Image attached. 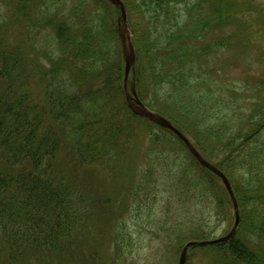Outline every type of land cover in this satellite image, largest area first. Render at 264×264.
Listing matches in <instances>:
<instances>
[{
  "label": "trees",
  "instance_id": "trees-1",
  "mask_svg": "<svg viewBox=\"0 0 264 264\" xmlns=\"http://www.w3.org/2000/svg\"><path fill=\"white\" fill-rule=\"evenodd\" d=\"M122 1L136 55L129 89L225 174L238 203L235 236L191 248L188 262L200 250L211 264H264V96L252 99L249 114L233 102L230 114L232 109L220 108L223 97L208 88L202 93L208 75L202 63L210 49L200 42L237 22L250 2ZM92 2L98 12L77 26L57 21L48 0H0L7 13L0 17V264L119 263L130 246L120 225L110 238V229L106 236L101 230L98 245L85 242V231L91 219L114 221H107L116 205L114 191L136 172L145 142L142 163L167 166L174 198L200 208L210 202L217 216L234 226V206L221 179L173 132L128 105L120 11L107 0ZM29 18L44 22L54 36L59 57L48 66L27 44ZM244 24L238 29L241 34L244 28L243 36L245 19ZM257 86L264 87V79ZM81 173L101 178L108 187L105 196L88 199L86 185L77 180ZM152 174L142 175L148 181ZM87 205L96 210L91 219ZM211 231L182 233L177 255L189 241L217 239Z\"/></svg>",
  "mask_w": 264,
  "mask_h": 264
},
{
  "label": "rangeland",
  "instance_id": "rangeland-1",
  "mask_svg": "<svg viewBox=\"0 0 264 264\" xmlns=\"http://www.w3.org/2000/svg\"><path fill=\"white\" fill-rule=\"evenodd\" d=\"M248 2L251 6L237 22L220 33H212L206 40L203 39L200 42V45L210 49L209 55L203 58L202 63V67L208 72L205 77L207 87L202 88V93H209L208 88L216 92V98L223 97L226 102L220 106L222 111H227L225 108L232 109L230 105L236 101V105L241 106L239 111L249 114L253 109L252 99L264 96V87L257 86L259 80L264 79V0H248ZM95 6L92 0H48V7L57 21L65 20L77 26H82L85 20L91 19L98 12ZM4 16L7 17L5 6L0 4L1 19ZM244 19L248 24L247 33L243 36L244 28L241 34L238 29L243 27ZM44 26V22L31 23L29 18L26 36L27 44L42 57L44 65L48 66L49 61L59 55L54 52V36L52 37L50 31L45 30ZM120 34L126 41L130 36L122 21ZM257 98H255L256 101ZM218 108L213 112H216ZM229 112L232 114L233 109ZM145 145H147L146 142L140 158L137 159L136 172L130 178L124 179L120 191H114L117 197L114 201L116 205L110 210L112 217L107 220L114 221L106 226L104 224L106 221L91 219L96 210L87 205L86 213L91 220L85 231L87 238L85 242L91 244L94 240L95 245L101 244L102 239L97 240L101 230L105 228L101 236H106L107 229H110L112 231V234L108 235L110 238L120 225L124 244L128 242L130 246H127L124 252L123 257L126 259H119L117 264H178L180 254L177 255L176 244L177 238L182 233L197 228L212 229L213 238H221L226 231L227 235L232 230L233 224L217 216L210 202L206 203L205 208H200L193 207L187 202L182 204L174 198L173 189L168 190L167 166L157 164L156 167L150 168L142 163L147 149ZM182 156L187 158L184 152ZM150 170L154 175L152 174V178L147 181L146 175L142 174ZM66 172L71 175L69 171ZM77 180L82 185H86L87 195H89L87 198L90 200L98 195L104 197L107 192L108 187L101 178L81 173ZM192 253L193 257L188 264H211L204 256L205 252L195 250ZM110 259H115V256H110ZM47 262L58 264L50 259ZM24 264L46 263L33 259Z\"/></svg>",
  "mask_w": 264,
  "mask_h": 264
},
{
  "label": "water",
  "instance_id": "water-1",
  "mask_svg": "<svg viewBox=\"0 0 264 264\" xmlns=\"http://www.w3.org/2000/svg\"><path fill=\"white\" fill-rule=\"evenodd\" d=\"M109 1L113 5H115V6L120 8V11H121V14H122V20L124 22V25L127 27V14H126V10H125V7H124V4L122 3V1L121 0H109ZM122 41H123V46H124V50H125V63H126L125 86H126L127 80L129 78L130 72L132 70V67L135 64V53H134V48H133V45L131 43L130 38H128V46H129V50H130L129 52H127L126 40L122 38ZM127 100H128L129 103H132V102L135 103V106H133V109L135 110V112L139 116L147 118V119L151 120L152 122L162 126L163 128L174 132L185 143L187 148L190 150V152L194 155V157L198 160V162L203 167L207 168L208 170L213 172L215 175H217L219 178H221V180L223 181L224 186L226 187L230 197L232 198V201H233V204H234V207H235L236 223H235V226H234L232 232L227 237H225L223 239H219L217 241L203 242V243H197V242L188 243L186 245V247L184 248L182 254H181L180 264H185L186 263L187 254H188V250H189L190 247L205 246V245H215V244L225 243V242L229 241L232 237H234V235H235V233L237 231V228L239 226V222H240L238 205H237L236 199L234 197V193H233V190H232V187H231V184H230L229 180L215 166H213V165L209 164L208 162H206L202 158V156L198 153V151L194 148L192 143L179 130H177L167 119L161 117L160 115H158L156 113L150 112L147 108H145V106L137 99L135 91H133V96H131L130 94H127Z\"/></svg>",
  "mask_w": 264,
  "mask_h": 264
}]
</instances>
